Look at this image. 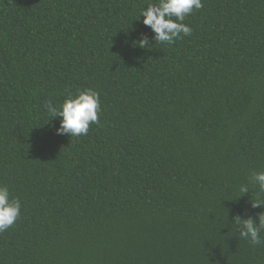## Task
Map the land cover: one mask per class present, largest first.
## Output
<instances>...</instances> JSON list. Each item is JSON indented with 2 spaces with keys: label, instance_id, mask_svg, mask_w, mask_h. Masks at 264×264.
Wrapping results in <instances>:
<instances>
[{
  "label": "trees",
  "instance_id": "1",
  "mask_svg": "<svg viewBox=\"0 0 264 264\" xmlns=\"http://www.w3.org/2000/svg\"><path fill=\"white\" fill-rule=\"evenodd\" d=\"M155 2L0 0V264H264L234 223L264 211V0H202L172 44ZM87 88L99 122L57 135L46 102Z\"/></svg>",
  "mask_w": 264,
  "mask_h": 264
},
{
  "label": "clouds",
  "instance_id": "2",
  "mask_svg": "<svg viewBox=\"0 0 264 264\" xmlns=\"http://www.w3.org/2000/svg\"><path fill=\"white\" fill-rule=\"evenodd\" d=\"M147 5V8L141 11L142 22L151 28L156 43L164 44H172L182 36H190L192 29L184 23L185 18L193 10L203 7L202 0H156L155 3ZM139 42L150 43L147 36ZM45 109L52 118H60L57 135H86L90 125L99 122L100 95L92 88L78 90L76 93L69 92L63 103L56 106L48 101ZM252 180L259 186L260 192L264 193V171L253 173ZM240 191L244 194L249 192L245 185L240 187ZM21 207L19 198L11 195L10 188L0 184V232L6 231L15 223L21 214ZM251 207L264 209V199L252 200ZM258 220L257 224L252 216L242 219L237 215L234 218L240 237L249 240L253 245L264 243L260 235L264 230V211L258 213Z\"/></svg>",
  "mask_w": 264,
  "mask_h": 264
}]
</instances>
